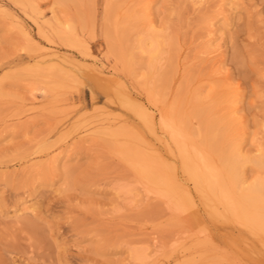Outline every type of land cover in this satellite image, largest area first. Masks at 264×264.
<instances>
[{
  "label": "rangeland",
  "instance_id": "1",
  "mask_svg": "<svg viewBox=\"0 0 264 264\" xmlns=\"http://www.w3.org/2000/svg\"><path fill=\"white\" fill-rule=\"evenodd\" d=\"M150 28L162 40L152 59L135 49ZM36 44L57 47L66 74L46 68ZM113 80L168 119L180 107L201 148L200 114L228 123L216 144H238L245 186L264 185V0H0V264H264V230L180 169L195 201L187 216L139 185L123 192L134 179L125 146H162Z\"/></svg>",
  "mask_w": 264,
  "mask_h": 264
},
{
  "label": "bare ground",
  "instance_id": "2",
  "mask_svg": "<svg viewBox=\"0 0 264 264\" xmlns=\"http://www.w3.org/2000/svg\"><path fill=\"white\" fill-rule=\"evenodd\" d=\"M121 33L122 36L119 34L118 30V36L116 37L119 38L121 36L120 38H122L123 31H121ZM160 40L158 31L150 28L148 33L137 38L136 45L134 44L136 47L135 49L140 51V53H148V57L152 59L159 50L161 43ZM148 42L151 43L149 46ZM36 48L37 50L39 49V56H50V58H47L46 60L48 61L46 68L56 70L58 68L56 62L60 59L56 49L57 47L54 48L52 45L48 44L46 48L43 49L41 48V44H36ZM117 50L118 49H114V53L120 55V58L125 64L127 61L130 63V57H133L131 56L130 51L126 50L125 56L128 54L126 58L123 56L125 50L122 52ZM57 70L60 73L63 72V74H66L64 73L65 69ZM90 71L92 72L91 74L96 76V78H102V68L94 65L93 67H90ZM100 82L101 81H99V83ZM112 83L115 85L114 92H116L121 106L126 110L129 109L143 123L145 129L162 146L156 147L152 143H145L146 147L148 146V151L146 152L142 151L143 149H138L137 147L125 146V149L121 151V153L123 154L126 162L129 163L133 171L132 174L134 179L133 182L126 183L124 185L123 192H131L134 185H139L142 190L141 193H143L146 198L158 200L170 214L176 217L189 214L195 204V201L193 196L190 195L189 189L185 186V180L183 179L184 181H182L180 178V174L178 172V169H180L182 173L197 187L199 193L200 190L209 192L223 207L224 212H230V214H233L234 217H241L243 219V225L247 229L251 231L264 230V185L254 183L245 186L246 181L243 179V172L241 170L243 164L240 163L245 156L241 154L238 144H234V142L225 143V141L224 144L221 145L222 147H220L219 144H216L220 142L221 137H223L225 132H227L228 129H226L225 125L228 123L224 125V128L222 127L223 125L219 128L220 124H218L219 127H213L215 123L206 117L204 118L200 112L197 111L198 114H200L199 116H201L200 120H204L202 121L204 129V132L202 133L204 138L203 143L206 145L204 144V147L201 148L192 141L191 134L186 129L184 119L178 117V115H180V113H178V109L180 107L176 110L174 109V111H177L175 112L177 115L174 114V111H171L173 112L172 115H170L172 118L168 119L163 114L161 109L155 113V110L151 106L152 104L150 102L148 105L144 103L142 104V102L139 103L134 99V97H132V94L129 93L130 90L126 91L125 88H123V85L121 86L115 80H113ZM189 100L191 103V98ZM233 102L231 101L230 103ZM233 105L234 104H231L230 107ZM201 106L196 104V108H198V110H200L199 108ZM196 108L194 110H196ZM194 114L197 115L196 112ZM230 118H232V116H230ZM221 119L224 120L223 118ZM116 120H118V118ZM98 121L101 122V120ZM217 138L219 141H217ZM237 141H235V143ZM160 148H162L163 152ZM208 151L212 153L214 152L213 154L218 156L219 163L215 162ZM256 163L259 167H264V158H258ZM131 254L134 260H142L143 258H146L145 255L147 256L142 249L135 247L131 248Z\"/></svg>",
  "mask_w": 264,
  "mask_h": 264
}]
</instances>
